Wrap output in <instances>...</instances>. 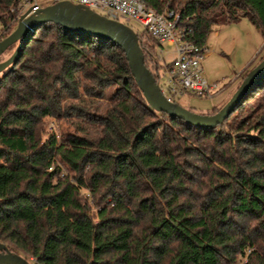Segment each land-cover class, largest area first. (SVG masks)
I'll use <instances>...</instances> for the list:
<instances>
[{"label": "trees", "instance_id": "1", "mask_svg": "<svg viewBox=\"0 0 264 264\" xmlns=\"http://www.w3.org/2000/svg\"><path fill=\"white\" fill-rule=\"evenodd\" d=\"M142 1L197 45L243 18L264 37V0ZM20 2L0 0V40ZM136 35L158 83L161 45ZM47 117L79 122L44 136ZM0 243L30 264H264V78L202 130L154 111L118 46L42 25L0 73Z\"/></svg>", "mask_w": 264, "mask_h": 264}, {"label": "water", "instance_id": "2", "mask_svg": "<svg viewBox=\"0 0 264 264\" xmlns=\"http://www.w3.org/2000/svg\"><path fill=\"white\" fill-rule=\"evenodd\" d=\"M22 16L14 30L0 40V57L16 44L14 52L0 61V73L11 68L24 44L44 24H55L67 32L87 34L110 41L124 53L129 71L147 104L156 112L179 119L202 130L222 124L246 94L264 78V58L250 69L230 99L214 114L193 113L169 101L159 84L144 64V56L136 33L127 25L107 19L96 12L69 2L57 3L40 9L28 18ZM0 264H30L25 258L11 252L0 243Z\"/></svg>", "mask_w": 264, "mask_h": 264}, {"label": "built area", "instance_id": "3", "mask_svg": "<svg viewBox=\"0 0 264 264\" xmlns=\"http://www.w3.org/2000/svg\"><path fill=\"white\" fill-rule=\"evenodd\" d=\"M62 2L88 8L130 28L129 24L134 22L160 45L165 43L171 47L175 56L168 67L163 64L158 79L159 87L169 101L179 100L187 94L213 98L221 91L219 85L210 82L204 74L202 62L209 53L206 43L197 45L189 39V29L182 24L180 14L173 10L157 13L142 0H21L14 18L15 26L22 16L28 18L40 9ZM156 58L158 62L162 60L161 49Z\"/></svg>", "mask_w": 264, "mask_h": 264}, {"label": "rangeland", "instance_id": "4", "mask_svg": "<svg viewBox=\"0 0 264 264\" xmlns=\"http://www.w3.org/2000/svg\"><path fill=\"white\" fill-rule=\"evenodd\" d=\"M129 25L136 34L143 32L142 28L134 22ZM215 31L218 32V36L214 35ZM206 45L209 48V53L202 62L204 74L210 82H216L221 91L213 98L187 94L177 100L178 105L197 114H206L213 109L217 112L230 99L247 72L264 58V37L256 27L244 18L237 23L222 24L215 27L208 36ZM15 48L9 50L3 59L6 60ZM160 49L162 50V60L159 63L168 67L169 61L175 56L173 49L163 43L157 48L156 56ZM149 66L152 71L153 67ZM108 91L110 89H106L104 93L106 94ZM96 102L104 104V101L100 99H97ZM72 122H79V120L75 117L69 120L44 118L43 134L44 136L55 134L59 138L62 133L74 131ZM82 194L86 198L85 191ZM90 206L91 212L95 214L96 207L93 204ZM245 261L246 258H243L241 262L244 263Z\"/></svg>", "mask_w": 264, "mask_h": 264}, {"label": "crops", "instance_id": "5", "mask_svg": "<svg viewBox=\"0 0 264 264\" xmlns=\"http://www.w3.org/2000/svg\"><path fill=\"white\" fill-rule=\"evenodd\" d=\"M214 35H215V36H218V32L215 31V32H214ZM205 58H206V57H205ZM205 58H204V59H205ZM203 61H204V60H203Z\"/></svg>", "mask_w": 264, "mask_h": 264}]
</instances>
